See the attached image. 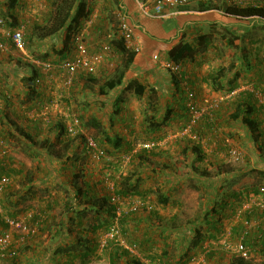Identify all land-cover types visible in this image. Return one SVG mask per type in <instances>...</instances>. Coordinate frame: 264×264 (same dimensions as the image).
<instances>
[{"label": "rangeland", "instance_id": "374dc122", "mask_svg": "<svg viewBox=\"0 0 264 264\" xmlns=\"http://www.w3.org/2000/svg\"><path fill=\"white\" fill-rule=\"evenodd\" d=\"M53 1L19 0L15 14L19 25H25L27 47L25 52L11 47L0 48V180L8 178L7 186L0 192V234L6 230L13 231L12 248L16 251L15 256L0 257V264H84L80 259L69 262L66 255L56 250L61 242L62 235L58 236L57 230L62 222L73 229L67 239L74 242L75 237L90 234H86V229L95 217L89 213L84 227L72 224L70 217L74 212H69L68 203L74 193L72 179L75 173L89 182H101L111 191L112 197L123 181L133 185L130 188L132 192L120 198L119 203L111 199L117 206L116 217L107 230L100 229L94 233L99 238V250L86 264H112L106 249L110 251L114 245L125 249V245L134 246L133 257L144 264H239L241 259L242 264H264V237H259V233L254 231L255 221L263 218H258L257 214L260 215L264 209V174L259 173L264 170L257 165L264 163L258 159H264V151L246 135V129L245 132H233L236 139L230 132L221 130L199 142L202 159H196L198 156L194 160L188 159L189 154H185L184 149L194 146L195 140L190 136L191 132L184 133L185 128L182 127L189 113L183 114V110L177 116L173 113L180 110L183 95L177 92L175 83L181 82L184 89L189 84L197 93L199 106L205 111L210 103L220 102L216 107L220 117L212 130L215 132L224 124L223 128L227 127L229 121L237 122L232 120L231 113L236 109V102L250 92L253 101L259 107L262 105L259 117L263 120L264 129V18L230 15L228 7L241 5L237 0H209L205 10L200 8L204 5L202 2L192 1L190 5L204 11L203 15L183 18L180 22L184 20L185 25L194 21L197 25L186 26L177 34L174 28L178 29L180 23L178 25L175 18L168 20L170 22L164 25L167 30L164 37L154 35L150 41L143 42V48L127 70L123 84L101 94V86L116 78L125 67L127 57L117 51L106 53L107 62L103 61L92 77L84 73L74 76L76 81L69 80L71 76L58 64L56 67L36 64L37 57L45 53L49 56L44 61L59 62L62 59L52 48L62 46L65 32L39 40L33 30L36 24H50L46 15L53 11ZM91 2L95 7L100 3L110 9L107 23L96 30L82 28L78 33L84 34L90 53L98 54L104 52L101 42L106 41L109 34L117 33L124 12L115 0ZM8 3L6 0L0 5L7 27L10 26ZM203 34L211 37L208 49L197 52L182 63L188 84L154 61V53L168 59V47L171 46L168 42L172 37L177 41L175 45L183 40L197 44L198 36ZM1 41H4V36L0 30ZM70 41L69 57L76 53L74 35ZM34 72L40 82L33 86L27 77ZM216 73L234 78V90H215L217 85L209 74ZM132 81L148 87L144 96L139 97L134 86H129ZM152 88L157 92L150 96ZM171 107L169 121L159 130L149 131L147 125L151 115L162 121ZM91 117L99 120L100 127L88 126ZM203 117L213 118L214 111L208 108L207 115ZM201 121L198 125H206ZM238 123L237 128L242 129L244 125L241 122L235 124ZM61 124L68 130L65 134L57 130ZM106 134L122 139L121 146L117 148L108 143ZM262 134L260 142L262 139L264 142ZM91 141L103 154L90 152L88 145ZM147 141L158 145L141 151L140 145ZM68 145L71 146L69 151L66 150ZM232 148L240 154L239 159L232 157ZM58 155L63 159L58 160ZM173 168L184 172V175L192 169L206 171L210 177L215 171H230L235 173L232 178L228 175L222 178L232 182V189H222L219 198L214 197L216 201H213L211 193L206 190L211 185L208 179L195 177L179 181L178 185L183 188L181 191L178 187L165 191L167 176L164 173L166 169L174 171ZM231 190L243 193L241 197L233 198L227 195ZM170 192L168 203H162L159 195L166 196ZM128 198L133 199L130 205ZM219 202L225 209L222 205L218 207ZM74 203L72 201V207L76 205ZM133 203H137L135 207ZM203 205L204 209L208 208L206 217L213 224H190V220L205 212ZM214 207L218 209L217 213L213 212ZM173 211L176 213L175 222L170 220ZM3 215L10 220L20 219L31 229L36 228V232L25 234L13 229ZM181 224L183 232L179 236ZM173 226L179 229L169 231ZM245 231L250 236L246 243L244 239L241 241ZM146 234L154 236L151 254L143 253L137 246L138 242L137 245L128 242V239L141 241ZM241 243L246 247L247 256L238 251Z\"/></svg>", "mask_w": 264, "mask_h": 264}, {"label": "trees", "instance_id": "16d2710c", "mask_svg": "<svg viewBox=\"0 0 264 264\" xmlns=\"http://www.w3.org/2000/svg\"><path fill=\"white\" fill-rule=\"evenodd\" d=\"M18 1L19 0H9L8 3V11L10 12L9 27H16L19 25L18 17L15 14ZM207 2L203 3L204 5L200 7L202 10L208 8L209 3L207 4ZM53 5H54V9L47 20L48 22H50V24H45V25L36 24L33 30H34V34H36L39 40H45L47 38L55 37L65 32V39L63 40L62 46L60 48H56L55 46L52 48V51L57 56L64 59L69 57L68 55L71 51V41H70L71 36L78 34L82 30L84 21L89 15L90 11L87 2L84 0H54ZM227 11L230 13V15L234 17L250 18V17L258 16L260 18H264V6L261 7L241 6L237 4L228 7ZM210 43H211V37L210 35L207 34L199 35L197 44L183 40L170 49L169 57L167 60L182 65L184 61H186L189 57L194 56V54H196L197 52L207 50ZM111 46L114 49V51H117L123 57H127V58L125 61V67L123 70H121L118 73V76L114 79L106 81L101 86L100 88L101 94H107L109 91L123 84V80L126 76L127 70H129V68L134 63L135 58L137 56L136 51L128 47V45L126 44L123 38H118V37L114 38L112 40ZM48 56L49 53H45L42 56H38L37 59L38 60L42 59L41 61H44L47 60ZM183 73L184 75H186L185 71ZM83 74L84 72L80 74H76L75 76L78 77L79 75H83ZM86 74L90 77H92L93 75V73H86ZM209 75L211 76V79L213 80L214 84L217 85V87L214 88L215 90L228 91V92L234 90L233 88L235 87L234 85L235 79L234 78L231 79L230 75H226L222 73L219 74L216 73L215 75L209 74ZM36 76L37 74L34 72L32 76L27 77V80H29L30 85L34 86L35 83L40 82V78ZM76 78L74 77L73 80L76 81ZM175 84L177 86V92L183 95L179 103L180 110L178 109L174 110L173 111L174 116L181 114V110H183L182 111L183 114L189 113L187 120L184 121L183 123L182 129H184L189 125L191 121L190 108L187 102L186 89H184V87L181 86V82ZM129 86L130 87L134 86V91L139 97L144 96L148 89V87L145 84L139 83L138 81H132L131 83H129ZM190 88L193 91H195L192 87ZM31 89L35 91L34 87H31ZM150 91H151L150 96H152L154 93L157 92L154 88L150 89ZM195 94L197 99L198 97L196 91ZM261 107L262 105H260L259 107L257 102L253 101V94L248 92L245 94L242 100L236 102V109L234 110L233 113H231L232 120L241 122V124L244 125V128L248 130V132L251 134V138H253L255 142H258L259 137H261L263 135L262 133H264V129H262L263 120L259 117V114L262 112ZM172 108L173 107L167 109L166 116L165 118H163L162 121H158V119L155 118V115H151L150 119L152 118L153 120L152 119L151 121H149L150 119L148 120L149 121L147 125L148 130L157 131L163 125H165L166 121H169V115L172 112L171 111ZM213 111H214L213 118L211 117V119H209L207 117H203L202 118L203 120L202 119H201L202 121L200 120L201 122L206 123V125L199 124L200 125L199 127L197 122V124L194 126L193 133L197 135V139H194L195 140L194 146L192 147L187 146L184 149L185 154L187 155L189 154L188 157H190V155L192 154V156H198V158L196 159L203 158L200 157V154H202V147L199 144V142L204 138L205 139L210 138V130L216 128L214 124L219 120V114H220L219 109L215 108ZM88 126L100 127V122L96 118L91 117L88 119ZM57 130H59V132H62V134H65L66 131H68L66 127L62 124ZM106 138H107V142L114 145L115 147L119 148L121 146L120 144L122 142V139L112 137L110 134H106ZM66 150L67 151L71 150V146L68 145L66 147ZM145 150H146L145 148L141 149V151H145ZM57 159L62 160L63 157L58 155ZM192 168L194 167L192 166ZM191 171L197 172L196 169L194 170L192 169ZM197 173H201L199 175H201V178H205L203 180H206L207 179L206 177L210 178V175L206 173V171L197 172ZM259 173L264 174V171H259ZM83 178L84 177L82 175L75 173L72 179L74 193L68 204L70 207L69 212L71 211L74 212V215L70 217V219L72 218V224L77 223L79 227L85 226L84 221L89 213H92L93 216L95 215L94 221H91L90 225L86 229V234L87 233L90 234L77 236L75 237L74 242H69L67 238L69 237V233L71 232L73 233V229H71V227L69 226H66L65 222H62V226L57 230L58 236L62 235V237H61V242L57 246L56 250L57 253L66 255L69 259V260L67 259L69 262L80 259L84 264H86L89 261L90 257L97 255V252L99 250V243H100L99 238L98 235L95 236L94 233L96 234L97 231H99L100 229L101 230L108 229L107 227H109L111 222L116 217L117 206L112 202L111 191L106 186L101 184V182L92 183ZM210 180H212V178H210ZM224 182H226V184H224ZM222 183L223 184L220 187V190L224 188L232 189L231 181L223 179ZM131 187H133L131 182L123 181L120 185L118 184L114 194L116 197L119 198L127 197L132 192L130 189ZM208 192H210L214 198L213 191L208 190ZM242 193L240 191L231 190V192H228L227 195L232 196L233 198H237V196ZM159 198L161 202L164 204H167L169 201V198L164 196L163 194H160ZM72 201H75L74 204H76L73 207L71 206ZM213 212L217 213L218 209L214 207ZM209 224H213V223L209 222ZM214 224H215L214 226L215 228L217 223L215 222ZM153 241H154L153 236L149 234H146L141 239V241L139 239H135V240L128 239V242L131 244L137 245L138 242L139 245L137 246L140 248V250L143 253H147V254H151L153 248ZM106 250L107 253L109 254V258L112 264H116L118 261H123L124 264H144L142 260L133 257L132 253L128 249L120 247L119 245H114L110 247V251L109 248H107ZM242 261L243 260L241 259L239 264H242Z\"/></svg>", "mask_w": 264, "mask_h": 264}, {"label": "built area", "instance_id": "2783aa9c", "mask_svg": "<svg viewBox=\"0 0 264 264\" xmlns=\"http://www.w3.org/2000/svg\"><path fill=\"white\" fill-rule=\"evenodd\" d=\"M199 2H207L209 0H195ZM242 6H255V7H261L264 6V0H237ZM191 2V0H140V9L142 13L148 16H165L166 12L165 9L167 8H175L177 6H183L187 5ZM6 21L2 14L0 13V30L3 32L4 41L0 42V48L1 49H8V48H14L15 50H19L21 52H25V49L27 47L26 40H25V25L20 24L16 27H7ZM123 38L131 49L135 50L136 53L140 51V43L138 39L136 38L135 34V26L133 23H131L125 15H123L120 18L119 27L117 30V33H111L108 35L106 41L101 42V48L104 52L98 53V54H91L89 50V46L87 41L84 38V34H75L74 35V42H75V48L76 53L71 56L64 59H61L59 62H51V61H36V64L39 66H54L56 67L57 64L61 69L65 70L71 78L69 80H73L74 76L76 74L80 73H97L99 66L104 61L107 62L108 59H106V53L109 54L113 51V48L111 46L112 40L114 38ZM153 58L157 60V63H159L162 67L169 69L172 73L178 75L185 84H188V76L187 74L184 75V70L181 64H176L170 60L162 59L160 58L159 54L156 53ZM108 64V63H107ZM109 66V65H108ZM39 81V80H38ZM184 85V84H183ZM186 94H187V102L188 106L190 108V117L191 121L189 125L184 129V133H187L188 131L191 132V137L193 139H197V135L193 133L194 126L197 124L199 120L203 118V116H206L208 113V108H211V110H214L217 106L220 105V102H214L213 104L210 103L207 106V109L205 111L204 107H200L198 104V100L196 99L195 91H193L189 84L186 87ZM91 144V145H90ZM158 144L157 142H145L140 145L141 149H153ZM88 149L93 152H96V154H103V151L98 148V146H95L93 144V141L89 143ZM232 157L236 160L239 159V153L238 151H235V148H232ZM8 184V178L3 177L0 180V192H3L5 186ZM262 191H264V188H262ZM112 200L115 203L120 202V198L116 197L115 195L112 197ZM131 198H128L127 202L130 205L132 203ZM137 201V200H134ZM137 203H133L134 207ZM0 213H2V208L0 205ZM2 215V214H1ZM5 221L10 223L13 229H16L18 231H21L22 233H29V232H36V228L33 227L31 229L27 224H24L23 221L20 219H13L10 220L8 216L3 215ZM13 237L14 233L12 230H6L0 234V257L5 256H15L16 251L12 248L13 245ZM125 247L131 251V253H135V247L125 245ZM238 251H241L244 256L248 255V252L246 250V247L241 243L239 246Z\"/></svg>", "mask_w": 264, "mask_h": 264}, {"label": "crops", "instance_id": "0c3cea01", "mask_svg": "<svg viewBox=\"0 0 264 264\" xmlns=\"http://www.w3.org/2000/svg\"><path fill=\"white\" fill-rule=\"evenodd\" d=\"M6 0H0V5L5 2ZM25 1V0H24ZM87 2L88 4V8H89V15L87 16V18L85 19L84 21V24H83V27L84 29H91V30H96L100 25H102L103 23H107V14L109 15V12H110V9L107 8V7H104L103 4H97L98 6L95 7L93 2H91V0H84ZM117 6L120 8L121 11H123L124 13L121 14V15H125L127 17V19L134 24L135 26V34H136V38L138 39L139 43H140V48L142 49L143 48V42L145 41H150L151 39H153V36H159L160 38L161 37H164L165 36V33H167L164 29V25L165 23H168L170 21L168 20H174V18L176 19L175 22L179 25V28L176 29L174 28V30H176L177 34L180 33L181 29L183 30L186 26H193V25H197V23H194V21L192 22H189L188 24L186 23L185 25H183V21L180 22V19H188L190 16H202L204 11H199L195 8L192 7L191 2L187 5H183V6H177L175 8H167L165 9V16H148V15H145L144 13H142L141 9H140V0H115ZM194 2H199V1H195L193 0ZM19 2V1H18ZM202 3H205V2H202ZM26 5L27 8H26V12H28V16L30 15L29 13V1L26 2ZM17 6H18V3H17ZM53 8H54V5H53ZM27 9L29 11H27ZM115 11V10H114ZM113 11V12H114ZM9 12V11H8ZM10 13V12H9ZM25 13V12H24ZM52 11L50 13H48L46 16L49 17L51 15ZM26 16V15H25ZM167 20V21H166ZM177 41H175L174 37H172L171 41H169L168 43L171 44V46L175 45ZM169 46L168 49H171L173 48V46L171 47ZM114 50V49H113ZM142 51V50H141ZM156 53L153 54V56L155 55ZM163 59V58H162ZM155 62H157V60L154 59ZM142 63V62H141ZM26 74V73H24ZM219 117H220V114H219ZM230 122V121H229ZM228 122V125L227 127L223 128L225 126V124L221 127H219L215 132H213L212 130L210 131V134L213 135V133L217 134L218 131H221V130H224L226 132H230L232 134V137L234 139L237 138V135L236 133L234 134L233 132H239L240 130L245 132V128L243 127L242 129H238L237 128V125L238 124H235L237 122H231L229 123ZM240 131V132H241ZM246 135L250 138H251V134L248 132V130L245 132ZM222 134V133H221ZM244 134V133H243ZM217 138V137H216ZM261 138V137H260ZM258 143L260 149H262L264 151V142H263V139L262 141L260 142L258 140ZM252 145V144H251ZM188 159H195V156H190V157H187ZM262 157L258 158L259 160H262L264 162V159H261ZM207 161V159L205 160ZM204 161H202L203 163ZM204 164V163H203ZM257 167L260 169V170H264V163H259L257 165ZM174 171H171V169L165 171V177L167 176V185L165 186V191H170L174 188H179L180 191L183 190V188L181 189L180 186L178 185L179 181H185V180H190V178H201V173H197V172H193V171H190L188 174L184 175V172L178 170L176 168H173ZM238 172V171H237ZM235 173H231L230 171H227V172H219V171H215L214 172V176L213 177H210L212 178V180H210V178L206 177L207 179H209V184H212V185H209L206 187V190L208 191H213V194H214V197L219 198L218 197V194L219 192L221 191L220 190V187L222 186V180L225 179V178H222L223 176H226L228 175L229 178H232L233 175ZM180 178V180H176V178ZM202 179H205V178H202ZM211 186H212V189H211ZM201 191V190H199ZM216 193V194H215ZM171 194L168 193L166 195V197H168L169 195ZM213 201H216V199L213 198V195H211ZM222 202V201H221ZM219 205H222V207H224V205L222 203L219 202L218 204V207ZM231 205H233L231 203ZM204 206L203 205V210L205 211L202 215H200V217H197L196 219H193V220H190V224L194 223V224H209V222L211 221L210 218L206 217V210L208 209H204ZM263 206V205H262ZM176 208V207H175ZM174 208V209H175ZM264 208V207H263ZM225 209V207H224ZM255 210H259V208H256ZM248 212V211H246ZM264 212V209H262V212H260V215L257 214V217L258 218H262L260 220H256L255 221V232L256 234L259 233V237L260 236H263L264 237V216H261V214ZM251 213V211L249 212ZM176 213H172V215L170 216V220L172 222H175L174 219L176 218L175 217ZM221 215V214H220ZM176 222H178L176 220ZM176 225V224H175ZM245 226V225H244ZM182 224H181V229L179 230V236L181 235V233L183 232V228H182ZM179 228L176 227V226H173L171 228H169L168 230L169 231H172V230H178ZM250 232V231H249ZM248 234V231H245L241 241L243 240L245 243H246V239L248 240L250 236L247 235ZM252 234V231L251 233H249V235ZM247 235V236H246ZM154 238V236H153ZM247 245V244H245Z\"/></svg>", "mask_w": 264, "mask_h": 264}]
</instances>
